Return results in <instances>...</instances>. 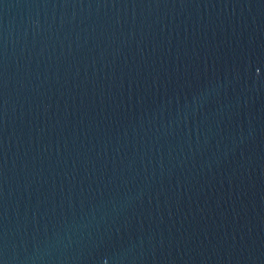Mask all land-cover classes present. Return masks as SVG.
Segmentation results:
<instances>
[{"label":"water","instance_id":"obj_1","mask_svg":"<svg viewBox=\"0 0 264 264\" xmlns=\"http://www.w3.org/2000/svg\"><path fill=\"white\" fill-rule=\"evenodd\" d=\"M0 264H264V0H0Z\"/></svg>","mask_w":264,"mask_h":264}]
</instances>
